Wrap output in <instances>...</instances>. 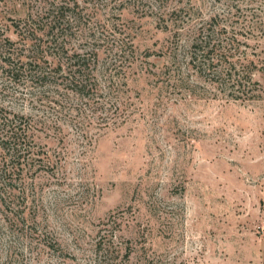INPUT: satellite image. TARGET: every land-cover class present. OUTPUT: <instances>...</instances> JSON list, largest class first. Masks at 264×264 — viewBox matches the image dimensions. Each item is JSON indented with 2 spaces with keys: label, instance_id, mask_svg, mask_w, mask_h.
<instances>
[{
  "label": "rangeland",
  "instance_id": "obj_1",
  "mask_svg": "<svg viewBox=\"0 0 264 264\" xmlns=\"http://www.w3.org/2000/svg\"><path fill=\"white\" fill-rule=\"evenodd\" d=\"M73 3L58 55L28 28ZM201 29L247 94L184 59ZM74 50L119 70L85 113L5 73ZM1 108L30 118L35 165L0 199V264H264V0H0Z\"/></svg>",
  "mask_w": 264,
  "mask_h": 264
},
{
  "label": "trees",
  "instance_id": "obj_2",
  "mask_svg": "<svg viewBox=\"0 0 264 264\" xmlns=\"http://www.w3.org/2000/svg\"><path fill=\"white\" fill-rule=\"evenodd\" d=\"M76 4L71 5L60 4L54 8L43 27L36 28V19L31 18L30 29L33 39L41 41L42 37L35 36L34 33L43 30L45 39L43 43L45 48L59 55L60 50L64 48L63 35L64 31L69 25V20H74L77 15L75 13ZM75 13V14H72ZM38 18V22H39ZM204 31L199 33L196 39L188 45V51L184 55V59L188 61L190 67L193 68L199 75L211 76L214 83L217 85H226L230 91L235 90L240 95L247 94L252 88H248L247 84L251 79L246 76L247 72L241 70L245 68L246 64H239V70L235 69V64L226 62L223 69H215L217 64L216 50L217 44L210 47V40L204 39ZM206 38V36H205ZM41 47V44L38 45ZM4 47V46H3ZM210 47V49H208ZM67 53V52H66ZM80 52L74 50L66 57L69 63L64 66L60 63L62 56H53L57 58L58 63L50 66L44 60L43 64L37 57H31L25 63H13L9 55L3 56L4 63L7 64L5 73L10 81H24L29 83V87H38L41 89L40 93L46 99L60 95L63 91L66 94L74 96L79 100H85L86 104L81 106H72L73 110H79L80 113H85L86 110L91 109L94 97L97 92L101 91L102 81L109 85L116 84L118 72L112 69L110 63L104 68V74L99 73L97 53ZM51 55V54H50ZM215 58V59H214ZM93 62V66L91 63ZM122 61L119 62L121 64ZM120 65H118L119 67ZM121 67V66H120ZM180 69L181 66H178ZM233 68V70H231ZM228 70L222 73V70ZM111 72V73H110ZM115 78V79H114ZM102 80V81H101ZM101 84V85H100ZM111 84V85H110ZM51 101V100H50ZM91 102V104L89 103ZM59 103V102H58ZM89 103V104H88ZM65 107L63 106V109ZM69 108V107H68ZM9 112L0 109V199L10 207L17 196L10 191L9 181L15 180L17 173L26 172L35 165L34 158L31 156L30 147L26 141L31 139L33 131L31 130L30 118L28 116H18L17 114L10 115ZM24 189L22 190V192ZM16 201V200H15Z\"/></svg>",
  "mask_w": 264,
  "mask_h": 264
}]
</instances>
